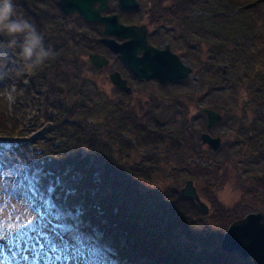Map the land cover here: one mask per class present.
<instances>
[{
    "label": "trees",
    "instance_id": "trees-1",
    "mask_svg": "<svg viewBox=\"0 0 264 264\" xmlns=\"http://www.w3.org/2000/svg\"><path fill=\"white\" fill-rule=\"evenodd\" d=\"M185 1L190 3L194 9H196L198 4L205 12L197 19H194V17L191 19L188 15H184L182 30L186 39L187 37L191 39V37L199 36L209 50L208 58L211 59V64L215 68L213 76L216 83L214 87L209 89L208 93L213 90L223 89L228 84L231 85L229 87H232L233 90H236L238 85H244V87H248L251 90L254 96L260 98L259 104L261 108H254L253 117L245 124L240 123V126L235 127V130H233L235 131L233 134L237 133V143L239 144L234 151V154L238 156L236 158L241 159L247 165L260 163L264 161V1ZM14 7L17 16H23L36 26L37 31L44 37L46 47L54 44L50 39V37L53 39L51 31L54 29L51 24H55L61 18L59 13L51 15L47 9L38 6L37 0H14ZM56 26L60 32L65 31L61 24L57 23ZM23 39L22 34L14 37L0 34V57H5L0 60V65H4L0 66L2 68L0 81L9 82L15 79L16 93L18 91L21 93V96H18L19 94L15 96L14 104L10 105L5 99L0 97V100L3 99L5 101L3 107L0 108L7 109L3 113L0 112V159L4 153L13 151L21 159H27L26 165L20 167L24 175L19 180L30 182L35 188V192L33 190L29 191L32 195L30 194L29 199L24 200L26 201L24 209L29 204L30 208L28 210L33 209L37 217L43 218L42 209L37 206L35 200L38 196L43 201L46 212L52 211L58 216L56 213L58 211L61 213L62 211L65 217H60L65 218L66 224L72 226L75 231L83 232L80 226H75L76 223H90L93 226L90 227L93 232L100 231L102 237L110 241V244L118 254L135 264H144L139 258L142 255L148 256V251L152 249L150 244L156 250L161 247L155 242L151 243L150 239H154V237L151 236L150 232H155V239H164L166 236V240H171L170 244L183 245L185 250L189 253L192 252V255L195 254L197 247L191 239L195 238L197 233L202 231L211 239L214 236L212 237L213 231H211L210 227L206 228L207 225L201 221L203 220L201 219L202 212L197 202L183 197L180 193L181 186H178L175 180V178H179L176 174V171L178 172L179 170V165L175 164V160L170 155L167 160L162 158L160 149L168 146L166 142L164 143V140L167 136L169 138L177 136L175 134L177 127L167 128L165 122L161 124L157 122L153 126L151 124L146 125V122L140 121L136 117L135 112H128V118L131 121L135 119L134 121L138 125L136 126L137 129H133L130 126L124 128L127 121H125V117L123 121L117 113H113L117 112V109L121 112L120 108H116L113 101L114 109L111 113V106L104 108L100 106L98 101L86 100L88 101L87 104L93 102L92 104L95 105L93 107L90 106L91 115L86 113L81 115L79 113L80 110H76L75 115H77V118L75 117L74 119L72 117L74 113H69V109L65 108V106L58 103L55 109L60 118L63 115L65 118L63 120L65 121L87 119L90 123H97L96 129L84 128L81 125L77 131L76 129L71 130V126H56L53 132L48 127L50 132L48 134H46L47 132L42 133L43 130L38 124L40 115L37 114V92L42 93V89H46V95H48L53 90L57 91L56 86L59 79H62L64 72L58 68L55 69V65L61 61L68 62V59L63 61V58L61 59L59 56L56 59L53 58L46 61L39 68L33 70L25 69L21 73L18 71L17 65L23 64L20 47ZM12 40H16L15 45H12ZM62 45L67 46L60 42L59 46ZM209 80L212 81V79ZM66 97L67 95H63V98ZM211 106L220 112L222 111V113L225 112L223 111V106L218 104H211ZM32 110L33 112L31 113L30 111ZM38 111L41 114L42 111L39 108ZM224 114L222 120L228 119L226 117L228 113L225 112ZM42 116L44 117L43 113ZM100 116L102 117L100 119L106 118L108 120L109 127L97 121ZM56 117L49 118V121L54 118V122H59L60 119L58 118L59 120H57ZM19 119H21V122L18 121ZM154 121H157V119L154 118ZM106 129L110 130V135H107ZM133 130L139 134L134 142L131 141V137L128 134L129 131ZM70 132H72L71 136H66ZM123 132L126 133V136L122 135ZM83 134L84 136L82 137ZM150 138L157 140L159 144L150 143L151 146H146L148 142H153ZM38 139H41V142H37ZM85 142L90 143L95 154L99 150H101L102 154L107 153L109 161L104 155H101L104 157L102 158L103 162L105 163L106 160L108 162L106 164L98 162L100 166H97L96 156L83 153L86 152V147L81 150L85 146ZM44 143L50 144V149L45 150ZM41 144L42 146H40ZM120 144L129 145V149L118 154L116 149L119 148L117 146ZM143 146H145V149L142 148ZM139 147L140 152L138 150ZM214 153L215 155L217 154L216 152ZM2 159L4 160L5 158ZM211 159V157L208 158L206 160L207 164L204 165L205 167L208 166V169L214 167V160L210 161ZM169 161L174 162V165L171 166ZM215 161L219 162L220 159L215 158ZM117 163H121L123 169H117ZM183 167H180L183 169L182 171H187L188 167ZM156 170L157 173H161L155 174ZM142 171V174L135 173V175H143L147 179L133 180V173ZM153 173L155 176L151 178ZM169 173L170 175H168ZM48 174L50 175L49 177L47 176ZM114 174L117 176H114ZM171 175L172 178L169 177ZM247 176L255 178L252 180L253 182L258 180L261 182L264 180V171L257 174H248ZM210 177L208 178L209 181H211ZM19 180L17 183H19ZM226 180L225 178L218 184L225 188ZM135 181L137 183L148 181L147 183L151 182L152 184L148 189H140L134 187ZM105 183H111L112 189L110 188L109 191L104 192L102 188ZM197 183L199 184V192L200 185L203 186V195H210V192L213 191L209 182H207L205 187L201 181H197ZM261 183L264 187V181ZM14 184L16 185V183ZM99 189L103 190L102 193H100ZM256 189L261 190L258 187ZM88 193L96 194V198L102 208L99 211L103 209L106 211L102 217L95 207L93 208L92 205L94 203L90 197H87L89 204H86L87 200L84 195ZM100 194L107 195L106 201L102 200ZM17 201L19 203V200ZM169 206L171 209H167ZM70 207L78 208L82 212L86 208L92 220L85 217L86 211L83 214V219H79L73 212L68 214V208ZM171 216L176 222L170 221ZM178 219L190 224L182 226L185 231L187 229L192 230L187 234L188 236L191 235L190 238H187L188 240H185L181 235L179 237L177 228L181 223H178ZM232 219L233 217L230 216L222 220V222L227 223ZM84 220L87 222H84ZM48 221L50 220L48 219ZM39 222L43 226L41 231L45 232L44 220L41 219ZM222 222L220 226L223 227L224 224ZM133 224H137V227H141L143 230L135 228ZM68 234L65 232L64 236L69 237ZM193 241L197 243L195 239ZM165 249L171 255L177 254V252H170L169 247H165ZM196 254H207L208 258H210L208 252H197ZM158 259L155 256L154 261L158 262L161 260ZM166 262V260H162L160 264H173L170 261ZM222 264H225V262L223 261ZM234 264L238 263L234 260Z\"/></svg>",
    "mask_w": 264,
    "mask_h": 264
},
{
    "label": "rangeland",
    "instance_id": "rangeland-1",
    "mask_svg": "<svg viewBox=\"0 0 264 264\" xmlns=\"http://www.w3.org/2000/svg\"><path fill=\"white\" fill-rule=\"evenodd\" d=\"M204 13L205 12L202 10V7H199L198 4L196 6V9L193 10V8H191V11L189 13L185 11V15H188L191 19L193 17L194 19H197ZM179 20L183 22L182 18H180ZM56 25L57 23L51 24V27L54 29L51 28V35H53V39L51 37L50 39L54 44L50 45V48H52L55 53V59L60 56L61 59L63 58V61L65 59H68V62L61 61L58 62L57 65H55V69L58 68L64 72V78L62 77V79H59L56 86L58 92L56 90H53L48 95H46V89H42V93L37 92V114L40 115L38 124L40 125L41 130H43L42 133L47 132L46 134H48L50 132L49 129H51V131L53 132L56 126H71V130L76 129L77 131L79 130V127L81 125H83L84 128L88 129L97 128L96 122L90 123L87 119H72L68 121L63 120L65 119L63 115L60 118L55 109V106H57L58 103L65 106V108H68L69 113H74L72 114V117L75 119V117L77 116L75 114L78 110H80L79 113H81V115L85 113L91 115L90 106L93 107L95 105L92 104L93 102L91 104H87L88 101L86 100L98 101L100 103V106L104 108H106V106H111L110 112L114 109L112 105L113 101V103L116 105V108H120L121 110L120 112L117 109V112L113 113H117L120 119L123 121L125 117V121H127L124 125V128L130 126L133 129H137L136 126L138 124L136 123V121H134L135 119L131 121L128 118V112H135L136 117L139 118L140 121L142 120L143 122H146V125L151 124L153 126L156 125L157 122H159V124L165 122L167 128L177 127V132L175 133L177 134V136H175L174 138H169L167 136V138H165L164 140V143L166 142L168 146H165L166 148L161 147L160 150L162 151V158L164 160H167L170 155L171 158L175 160V164L179 165V170L178 172L176 171V174L179 178H175V180L177 181L178 186H181V189L185 187L188 180H193L195 182L194 184L195 186H197L198 191L199 184L197 183V181H201L204 187L206 186L207 182H209L211 190H213V185L217 184V190H213L212 192H210V195H203V186L201 185L199 192L201 193L200 197L202 201L208 206L209 209L207 215H204L202 210L200 209L202 212L201 219H203L202 222L207 225L206 228L209 226L211 231H213L212 237H214L211 239L207 234L201 231V233L196 234L195 238L193 237V239H195L197 243L194 242L193 239H191L197 247L195 252H208L210 258H208L207 254L198 255L195 253L192 255V252L189 253L187 250H185L183 245L177 246L170 244L171 240H166V236L164 239H155V232L152 233L149 231L151 236L154 237V239H150L151 243L155 242L157 243V245H161V247L156 250L155 248H153V245L150 244L152 249L148 251V256L142 255L139 258L142 263L160 264V262L162 263V260H166L167 262L170 261L173 264H222L223 261L225 262V264H234L235 260L238 264H248L247 261H245L246 259H244L245 257H242L239 252H230L222 248V234L226 231L228 225H230V223L233 221L231 220L230 222L224 223L222 222V220L229 216L235 215L239 218L246 213L254 211L255 209H264V187L261 183L264 180H262L261 182L259 180L257 182H253L252 180L255 178H253L252 176H247L248 174L250 175L263 172L264 161L257 164L247 165L241 159H237L236 157L238 156L234 154V151L236 150V148H238L239 144L237 143V133L233 134L235 132L233 131L235 130V127L240 126V123L245 124L253 117L252 113L254 108H261L259 104L260 98L254 96L251 90L248 89V87H244V85H238L236 90H233L232 87H229L231 85L228 84L227 87L223 89L213 90L208 93L209 89L214 87V84L216 83L213 76L215 68H213V65L211 64V59L208 58L209 50L204 44V41L199 36L194 38L191 37V39L187 37L188 40H185L184 42L182 41L183 44H179L181 46L180 48H182L180 52L184 57L182 58L183 61L186 64L193 66L194 68V73L183 80L182 84L160 85L155 81L148 83L133 79V93L131 95H127L125 94V92L119 91L118 87H116L112 83L110 79L111 72H108L107 70L108 66L101 69H95L89 61L88 53H99L100 51H102V53L100 54L105 56L111 63L110 59L112 55H110L109 51L107 53H104L103 50H98L97 48L95 50H92L85 45L86 41L81 40L85 38L84 36L77 40V35L70 32L68 26L64 27V32H60L57 29ZM180 26H184V23H180ZM179 29L181 30L183 28L179 27ZM60 42H63L64 45L67 46H59ZM110 63L109 65H112V70H114L115 63ZM1 70L2 68H0V72ZM209 79H212V81H210ZM228 82H230V80H228ZM17 95L21 96V93H19V91L16 93L15 79L10 80L9 82L0 81V97L5 99L9 105L14 104L16 100L15 96ZM63 95H67V97L63 98ZM3 99L0 100V107H3V104L5 102ZM211 104H218L220 106H223V111L228 113V115L226 116L228 119L225 118L226 120L224 119L222 121H219L213 126V128L208 129L207 115L204 112V109L211 108ZM38 108L42 111L41 114L40 111H38ZM5 110L7 109L0 108L1 113H3ZM30 112L32 113L33 110ZM42 113L44 114V117L42 116ZM224 113L222 114L225 115ZM53 116H57L56 119H60V121L54 122V118L52 121H49V118L51 119V117ZM107 116H109V114H107ZM100 118L102 117H98L97 121L102 122L103 124L108 126V120L106 118ZM154 118H156L157 121L153 122ZM18 121L21 122V119H19ZM106 132L108 133L107 135L111 134L109 129H106ZM71 133L72 132H70L66 136H71ZM203 133L211 134L213 137L222 135V145L217 151H215L217 153L216 155L215 153L213 154L214 151L212 149H210L206 144L202 143L201 135ZM84 134L82 135V137L84 136ZM128 134L130 135V139L132 142H134L137 139V135H139L137 131L134 130L129 131ZM122 135L126 136V133L123 132ZM150 140H152L153 142H148L146 146L150 145V143H158L157 140H154L153 138H150ZM86 141H88V139H86ZM169 141L173 143H170ZM37 142H41V139H38ZM127 143L130 144L129 142ZM44 145L45 150H48L51 147L50 144L47 143H44ZM84 145L85 146L82 147L81 150H84V148L86 147L87 150L83 153L96 156L97 166H100V163L106 164L109 161L107 153L102 154L101 150H99L95 154L94 149L92 150L90 143L88 144V142H85ZM40 146H42V144ZM117 147H119L118 149H116L118 151V154L122 153L121 151H126L127 149H129V145L124 146L120 144ZM142 148L145 149V146H143ZM138 150L140 152V147L138 148ZM14 153V151L6 152L3 156L1 155V157L5 159H0V229H3L4 235H7V233L13 229L19 231L20 227H24L30 222L36 225L39 230L43 228V226L39 222L41 219L35 215L33 209L28 210V208H30L29 204L27 208L24 209L26 205V201L24 200H26L27 198L29 199L30 194L32 195V193H30L29 191L35 190L33 189L34 187L30 182L19 180L24 175L20 167L26 165L25 162L27 161V159L23 160L18 156L17 153ZM113 153L115 154V152ZM101 155H104L108 161L106 160L104 163L102 160V158L104 157ZM115 155L118 156L117 154ZM210 157L214 160V167L208 169V166L205 167L204 165L207 164L206 160ZM118 158L120 157L118 156ZM215 158L220 159V161H215ZM212 159L210 161H212ZM215 163H217V165H215ZM169 164H171L172 166L174 165V162H170ZM183 166L188 167L187 171H182L183 169H181L180 167ZM116 168L123 169L121 163H117ZM191 172H193V174H191ZM135 173L142 174L143 171L134 172L132 175L134 177L133 180L147 179V177L143 175L138 176L135 175ZM160 173L161 172L157 173L156 170L155 174ZM168 175H170V173ZM47 176L49 177L50 175L48 174ZM114 176L117 175L114 174ZM153 176H155L154 173L151 178ZM209 176H211V181L208 180ZM169 177L172 178V175ZM225 178L227 179L226 187H222V192H220L218 183ZM18 180L19 183H17ZM147 182L142 183V181H140V183H137L135 181L134 187L140 189H148L152 183ZM14 183H16V185ZM169 183L171 184V182ZM110 184L105 183L103 185L102 189L104 190V192L107 190L109 191L110 188L112 189V184ZM256 187H258L262 191L256 189ZM99 191L100 193H102L100 189ZM100 196L102 200L106 201V194H100ZM84 197L87 200V205L89 204V200L87 199V197H90V199L94 203V205H92L93 208L95 207L101 217L103 216V214H105L104 212L106 211L104 209L99 211V209L102 208L96 198V194L88 193L84 195ZM17 200H19L20 204ZM35 200L37 206L42 209V212H45L46 215L52 217L51 213L45 211L43 201L38 198V196ZM243 204L248 205V210L244 209L237 214L239 210L238 205L241 206ZM118 206L121 207L120 204H118ZM167 209H171V207L169 206ZM68 211L73 212L79 219H83V214H85L86 211L85 217L92 220V217L87 213L86 208L84 212L72 207L68 208ZM56 214L58 216L65 217L62 211L61 213L58 211ZM170 221L176 222V220H174L172 216L170 218ZM84 222L87 221L84 220ZM221 222L224 224L223 227L220 226ZM63 224L64 221H62L61 224L56 222V225L54 224L53 227L51 223L49 224L44 221V227L46 228L45 233L48 234L49 231H51V234L49 235L53 238L58 239L59 237H62L64 239V232H71L72 226L64 230ZM133 226H135V228L137 229L143 230L141 227H137V224H133ZM203 227L205 226L203 225ZM52 229L54 230V233H52ZM177 229L179 230V237L181 235L185 240L191 237V235H187L189 234L188 232L192 231L191 229H187L185 231L180 224ZM98 232L101 233L100 231H95L91 233V236H93L92 234H98V238L99 236H101V234H99ZM12 234L15 235V231L12 232ZM32 234L35 235V233H29V235ZM108 241V239L107 241H96V245L98 246H92V253L94 252V250H96L95 256L100 257L98 260H95L96 264H99L98 262L101 261H113V258L110 256L113 254L114 250L111 247L110 241L109 243ZM175 246H177L178 248ZM165 247H169L171 250L170 252H177V254H169L166 251ZM27 254L29 255V259L31 260L32 254L30 252ZM11 255L12 252L10 251L7 242H5L4 255H0V260H3L4 264H16V262L14 261L4 259L5 256L10 257ZM57 255L67 256V254L62 251L57 253ZM68 256L75 259V250L72 249L71 251H69ZM155 256L159 258L158 260H161L155 262ZM250 259L254 263V260L252 258ZM79 260L80 262L78 263H75V260L71 262L67 261V264H83L86 262L80 258ZM19 264H26V262L20 261ZM40 264H43V262L41 261Z\"/></svg>",
    "mask_w": 264,
    "mask_h": 264
},
{
    "label": "water",
    "instance_id": "water-1",
    "mask_svg": "<svg viewBox=\"0 0 264 264\" xmlns=\"http://www.w3.org/2000/svg\"><path fill=\"white\" fill-rule=\"evenodd\" d=\"M100 5L97 7V4ZM133 0H120L121 7L132 5ZM63 11L67 14L78 12L90 22H102L105 24L103 39L111 51L122 56L130 71L140 78L147 80L157 79L161 83L180 81L194 73V68L186 64L181 57L174 53L170 46L158 49L146 40V31L143 27L124 26L119 23L117 16L103 17L101 11L107 6V0H60ZM124 36L130 39L119 43L111 36ZM143 51V55L138 53ZM91 64L97 69L109 64L105 56L100 53H90ZM111 81L118 87L128 89L127 81L119 72L111 74ZM207 115V128L223 119V114L213 108H205ZM203 144H206L214 152L222 145V136L213 137L211 134L201 135ZM183 197L190 198L199 204L204 215H207L208 206L202 201L193 180H188L181 189ZM222 248L230 252H239L242 257H250L255 264H264V211L255 209L244 217L234 220L222 234Z\"/></svg>",
    "mask_w": 264,
    "mask_h": 264
},
{
    "label": "flooded vegetation",
    "instance_id": "flooded-vegetation-1",
    "mask_svg": "<svg viewBox=\"0 0 264 264\" xmlns=\"http://www.w3.org/2000/svg\"><path fill=\"white\" fill-rule=\"evenodd\" d=\"M133 2L132 5L126 4L128 5L127 7H121L120 0H107V6L101 11V15L103 17L116 15L119 23L124 26H138L145 28L146 40L149 45L158 49H164L167 46H170L174 53L178 54L181 59L184 58L180 52L182 48H180L181 46L179 44H183L187 39L183 30L179 29V27L182 28V26H180V23L182 22L179 19L182 18V21L184 22V13L185 11L190 12L192 5L185 0H133ZM37 4L39 7L47 9L51 15L59 13L61 18L56 21V23L61 24L63 27L68 26L69 31L77 35V40L84 36L85 38L81 40L86 41L85 45L87 47L92 50H95L96 48L98 50H103L104 53H107L108 51L110 52V55L113 57L111 56V59L109 58L111 61V63H109H115V68L112 70V65L109 64L105 65L103 68L108 66L107 70L108 72H111V74L119 72L121 77L127 81V86L129 87L128 89H123L112 82L118 87L119 91L131 95L134 89L133 79L148 83L155 81L160 85L182 84L183 80H185L161 83L157 79L147 80L136 76L130 71L128 65L123 61L122 56L111 51L104 43L103 39L106 38L104 35V23L99 21L90 22L78 12L70 14L65 13L60 5V0H37ZM99 5L100 3L97 4V7ZM110 38H114L119 43H124L130 39L129 37L116 35H113ZM99 53H102V51ZM138 54L143 55V51H140ZM94 68L97 69L96 67Z\"/></svg>",
    "mask_w": 264,
    "mask_h": 264
},
{
    "label": "snow or ice",
    "instance_id": "snow-or-ice-1",
    "mask_svg": "<svg viewBox=\"0 0 264 264\" xmlns=\"http://www.w3.org/2000/svg\"><path fill=\"white\" fill-rule=\"evenodd\" d=\"M15 231V235L12 232ZM35 233V235H29ZM7 242L12 255L5 256V260L14 261L19 264L20 261L26 264H67L69 257L66 255H57L61 251H68L70 245L62 237L58 239L46 234L38 229L33 223H29L24 227H20L19 231L15 229L9 231L7 235L3 234V229H0V255H4V244ZM32 254L31 260L27 253ZM0 264H4L0 260Z\"/></svg>",
    "mask_w": 264,
    "mask_h": 264
},
{
    "label": "clouds",
    "instance_id": "clouds-1",
    "mask_svg": "<svg viewBox=\"0 0 264 264\" xmlns=\"http://www.w3.org/2000/svg\"><path fill=\"white\" fill-rule=\"evenodd\" d=\"M0 34L9 37L23 35V43L20 45L23 64L17 65L21 73L25 69L39 68L55 56L53 49L45 46L44 37L37 31L36 26L23 16H17L14 0H0ZM11 43L15 45L16 40ZM4 58L0 57V60Z\"/></svg>",
    "mask_w": 264,
    "mask_h": 264
},
{
    "label": "bare ground",
    "instance_id": "bare-ground-1",
    "mask_svg": "<svg viewBox=\"0 0 264 264\" xmlns=\"http://www.w3.org/2000/svg\"><path fill=\"white\" fill-rule=\"evenodd\" d=\"M218 185H219V184H218ZM216 186H217V184H214V185H213V190H214V191L217 190ZM219 186H220V185H219ZM209 187H210V186H209ZM222 189H223V188L220 186L219 191L222 192ZM247 206H248V205H245V204H243V205H241V206L238 205V207H239L240 210H241V209L248 210V207H247ZM260 209H261V208H260ZM263 211H264V209H263ZM229 217H230V216H229ZM232 217H233V216H232ZM227 218H228V217H227ZM201 221H202V220H201ZM179 222L181 223L180 225H182V226H187V225L189 224V223L187 224V223H186L185 221H183L182 219H178V223H179ZM189 225H190V224H189ZM85 233H86L87 236L89 235V233H88L87 231H86ZM245 259H247V263H248V264H255V263H253V262L251 261L250 257H247V258L245 257Z\"/></svg>",
    "mask_w": 264,
    "mask_h": 264
}]
</instances>
